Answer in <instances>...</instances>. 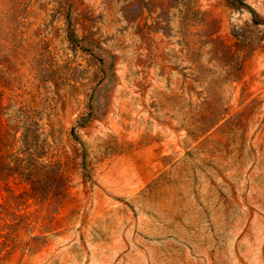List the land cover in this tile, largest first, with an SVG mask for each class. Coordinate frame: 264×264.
Listing matches in <instances>:
<instances>
[{
    "label": "rangeland",
    "instance_id": "obj_1",
    "mask_svg": "<svg viewBox=\"0 0 264 264\" xmlns=\"http://www.w3.org/2000/svg\"><path fill=\"white\" fill-rule=\"evenodd\" d=\"M0 264H264V0H0Z\"/></svg>",
    "mask_w": 264,
    "mask_h": 264
}]
</instances>
